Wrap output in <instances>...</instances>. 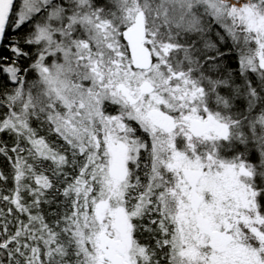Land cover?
I'll list each match as a JSON object with an SVG mask.
<instances>
[{
    "label": "snow or ice",
    "instance_id": "obj_1",
    "mask_svg": "<svg viewBox=\"0 0 264 264\" xmlns=\"http://www.w3.org/2000/svg\"><path fill=\"white\" fill-rule=\"evenodd\" d=\"M0 264H264V0H0Z\"/></svg>",
    "mask_w": 264,
    "mask_h": 264
}]
</instances>
